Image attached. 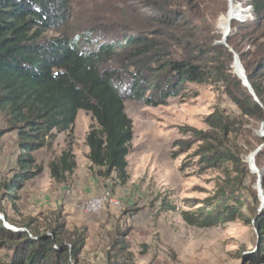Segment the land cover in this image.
<instances>
[{"label":"trees","instance_id":"1","mask_svg":"<svg viewBox=\"0 0 264 264\" xmlns=\"http://www.w3.org/2000/svg\"><path fill=\"white\" fill-rule=\"evenodd\" d=\"M125 1L131 15L124 31L95 43L87 39L91 44L86 47L62 32L46 36L69 24L72 0H0V113L8 126L0 139L17 132L19 148L18 172L4 186L6 198L15 199L17 191L41 176L33 154L51 148L57 135L70 131L81 111L91 114L96 123L86 138L91 168L105 180L115 175L119 186L130 179L128 156L134 131L127 100L167 106L186 96L191 85L219 82L242 116L260 123L264 131V0L244 2L252 9V19L232 23L227 46L220 44L227 31L221 28V34L216 25L219 11L224 12L223 19L230 17L222 0ZM236 55L259 102L234 74L239 76ZM205 123L207 131L181 128L187 138L175 142V147L182 154L198 144L195 156L201 168L223 175L201 208L183 212L189 225L214 228L245 217L249 206L238 189L252 177L250 161L257 151L254 164L262 169L264 137L259 148L242 152L228 116L217 111ZM76 169L70 146L50 165L53 180L60 184ZM252 198L255 210L250 223L262 235L264 254V208L258 190ZM34 223L31 220L20 227L24 231L15 232L0 220V264L80 263L86 229L69 231L61 214L49 235L37 233ZM114 245L117 254H109L107 264H124L127 242Z\"/></svg>","mask_w":264,"mask_h":264},{"label":"rangeland","instance_id":"2","mask_svg":"<svg viewBox=\"0 0 264 264\" xmlns=\"http://www.w3.org/2000/svg\"><path fill=\"white\" fill-rule=\"evenodd\" d=\"M222 1L227 4L228 16L230 0ZM245 1L237 5L249 20L253 14ZM130 12L125 0H72L69 24L46 36L57 37L62 32L89 47L87 39L95 43L121 34ZM223 15L217 13L216 25L224 35ZM125 105L134 131L128 156L130 179L125 186L115 184V175L105 180L91 168L86 138L96 123L91 114L81 111L70 131L57 135L51 148L33 154L42 174L17 191L15 199L6 198L4 186L18 172V135L8 132L0 139V216L6 222L5 215L10 218L16 225L7 224L15 230L36 220L33 228L39 234L49 235L59 214L69 231L86 229L88 239L79 264H107L108 255L117 254L115 242L122 240L129 246L124 264H264L262 235L250 223L255 210L252 192L258 190L259 173L252 170V177L238 189L249 206L243 219L214 228L192 226L184 220L183 212L201 208L223 175L201 168L195 156L198 144L182 154L175 147V142L187 138L181 135V128L207 131L205 120L217 111L230 118L233 139L242 152L260 147L263 126L243 117L219 82L191 85L186 96L167 106L148 107L134 100ZM7 127L0 113V132ZM69 146L77 169L60 184L53 180L50 165ZM244 158L247 162L248 157Z\"/></svg>","mask_w":264,"mask_h":264},{"label":"water","instance_id":"3","mask_svg":"<svg viewBox=\"0 0 264 264\" xmlns=\"http://www.w3.org/2000/svg\"><path fill=\"white\" fill-rule=\"evenodd\" d=\"M244 13H245V12H244ZM244 13H236L235 16L232 18V20H231V25H230V35H224V40H223V42L220 43L221 45H226V46L228 45V41H229V39H230V37H231V26H232V23L235 22V21H240V22H242L243 20H245V19H246V16H243ZM244 15H245V14H244ZM230 51L233 52L232 49H230ZM237 65H239V66L242 68V66H241V62H240V59H239V57L236 55V56H235V66H237ZM242 70H243V68H242ZM243 72H244V70H243ZM235 74L237 75L236 71H235ZM237 76H238V75H237ZM238 78L243 82L244 86L249 90L250 94L255 98V100H256L257 102H259V100H258V98H257V96H256V94H255V91L253 90L251 84L249 83L248 78L245 76V73H244V77H240V76H238ZM262 137H264V131H263V129H262ZM257 153H258V151L255 152L254 154H252V156H253V160H254V156H255ZM247 163H248V161H247ZM250 171H251V173H252V166H251V165H250ZM263 180H264V175H262V176H260V177L258 178V184H257V186H258L259 196H260V198H261V200H262V208H264V190H263V188H262V182H263ZM0 220H3L5 227H6L7 229H9V230H12V231H15V232H21V231H24V230H19V229H18V230H15L13 227H10V226L7 224V222L5 221L4 217H2V216H0Z\"/></svg>","mask_w":264,"mask_h":264},{"label":"bare ground","instance_id":"4","mask_svg":"<svg viewBox=\"0 0 264 264\" xmlns=\"http://www.w3.org/2000/svg\"><path fill=\"white\" fill-rule=\"evenodd\" d=\"M238 1L240 2L241 0H230V4H231L230 17L227 18V19H222V24H223L224 28L227 29V34L226 35H230L231 20L235 16V14L236 13H244L245 12L239 5H237L238 4L237 3ZM251 10L252 9L250 8L249 11H251ZM245 13H247V12H245ZM236 69H237V72H238L239 76L240 77H244V72H243L242 68L239 65L236 66ZM254 159H255V156H254ZM250 165L252 166V170L253 171L256 170L259 173V177L262 176V175H264V169L263 170H260V169H258L255 166L254 160H253V156L251 158Z\"/></svg>","mask_w":264,"mask_h":264}]
</instances>
